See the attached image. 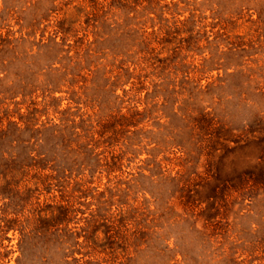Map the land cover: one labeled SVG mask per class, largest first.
Listing matches in <instances>:
<instances>
[{"label": "rangeland", "instance_id": "obj_1", "mask_svg": "<svg viewBox=\"0 0 264 264\" xmlns=\"http://www.w3.org/2000/svg\"><path fill=\"white\" fill-rule=\"evenodd\" d=\"M58 21L80 70L39 120L57 121L55 110L67 109L101 141L123 131L96 150L122 156L108 174L96 157H70L50 141L38 150L57 173L0 176L9 190H33L1 191L0 225L14 218L30 231L57 206L85 212L58 233L31 231L24 250L17 225L0 233V264H83L66 248L84 240L75 235L97 208L95 190L111 205L91 264H264V0H0V129L29 102L40 109L48 101L37 89L24 103L18 88L46 68L35 44ZM100 64L110 73L91 77L86 68ZM122 70L133 78L109 86ZM134 111L140 123L123 127ZM11 138L0 134V158L5 151L17 162L29 133ZM217 140L228 141L208 154Z\"/></svg>", "mask_w": 264, "mask_h": 264}, {"label": "trees", "instance_id": "obj_2", "mask_svg": "<svg viewBox=\"0 0 264 264\" xmlns=\"http://www.w3.org/2000/svg\"><path fill=\"white\" fill-rule=\"evenodd\" d=\"M34 22H36V20H34ZM32 26H35V24H33ZM69 31V29L63 28L61 26V23H59L58 21L54 33H52V35H49V37L47 38H44V34L41 35L40 40L35 44L36 46H39V52L37 53L39 60H45L47 62L46 68H43L42 70L38 69L36 72L34 70L32 80L22 82L21 86H19L18 88V90H20L18 94L22 96V102L25 103L26 98L31 97V95L36 92L37 89H39L44 97V100H46L45 97H48L49 99L40 109L36 107L37 103L35 101L29 102L27 105V112L25 114H19V121L17 123L8 122L7 127H5L4 129H0V134L12 135L13 138H11L9 144H17V134L20 135L24 131L29 133V138L24 142H20L23 144L21 146V150L26 153V155L22 157V160H17V162H14L15 156H12V154L9 155L8 152L5 151L2 152L1 156L5 158V161L1 160L0 158V176H2V178L4 179L9 174L11 175V177L13 176V178L15 177L16 173L25 175L26 170L33 168L37 170L50 169L51 173L58 171L55 169L54 160L47 161L45 159V153L41 154L38 150V148L42 144H44L45 142L49 143L50 141L51 144H55V146H58V144H61L62 146L65 145V148H67L70 157L72 155H75L76 157L77 155V157L83 156L84 158H87L89 160H92L94 157H96L95 166L103 169L104 172H108V174L119 167L118 165L120 164L119 161L122 155L117 156L111 154L109 159H107L106 156L100 157L101 153H96V150L99 145H101V143H107L108 145L111 144L114 140L113 135H118V132H122L123 134V131H117L116 133H114L113 131V135H108L103 141H101L100 139H96L94 137V131L86 127V125L83 124L84 126L81 127L80 124L76 123L73 118H70L69 115L67 116V114H65L67 112V109H65L64 112L55 110V112L59 114V118H57V121L52 118L39 120L41 115H46L48 113V109H50V107L56 108V105L53 102H55L57 98L54 97L53 94L56 91H59V89L63 85L69 83V79L74 78V76L78 74L77 70H80L78 69L80 61L74 62L73 59V57L79 58L80 53L78 52V48L74 46V54L69 55V53L72 51V47L65 43ZM27 35L28 34H26V36ZM57 36L60 37V42L56 40ZM17 40L19 43H22L25 38L21 36ZM65 58H69L70 61L74 62V64L65 65L63 63V60ZM91 67L92 66L86 68L90 72L91 77L96 76L100 69L103 70L102 75L110 73V71L108 70L105 71L104 67H101V64L94 65L92 69ZM125 71L126 72H123L122 70L121 73L118 72V74H116L114 78L113 83L109 84V86H116L118 83L123 81L122 79L124 77H126L124 83L127 82L128 79L133 78L129 77L131 76V72H129L128 70ZM104 78L108 79L105 76ZM138 113V111H134V113H132V115L130 116V121L127 120L126 124H123V127H136L140 123V120H136L133 115ZM105 131L106 130L102 131L100 133V136L103 135ZM116 140L117 139L115 138V141ZM223 142L217 140L215 144L216 146L212 143L215 147L211 145V147L208 148L207 153L217 155V150L220 149L217 148V146L221 145ZM122 149L124 150V148ZM7 155H9V157H6ZM95 172L96 170L93 171L90 176H93ZM47 177L49 178V176L46 175V177L44 176L45 179H43L42 177H40L39 179H43L44 181H46L48 179ZM19 181H17V183H19ZM10 185L11 183L6 181L4 182V185L1 184L0 195L1 193H3L1 191H4V189H7L10 195L12 192H17L15 194H22L24 196L29 195L31 192H33V190L25 186L22 191H15L14 188H12V190H9ZM214 187H216V185H214ZM102 192L103 191L99 192L98 190L94 191V193H98L97 200L99 201L97 204V208L95 210H91L88 216L82 218L84 227H82L81 231L83 232V234L76 233L75 235L76 238L82 236L84 240L82 242L74 240L72 244H69L70 247L66 248H71V252L78 251L81 254V258H84L83 264H91L93 262L94 253L96 250V242L94 241L96 239V237L94 236L95 232L98 228L106 226V221L110 219V216L108 215L109 208L104 207H108L111 204L109 203V200L105 198L102 199ZM21 198L22 197L18 199ZM70 206L71 207L57 206L56 209H51L48 216L46 217H43L41 216V214H39L37 219H35L33 222L35 223L34 228L30 231H26V225L21 224V221L18 219L17 224L15 223L16 220L14 218L4 220L3 224L0 225V233H6L8 230L14 229V227H16L15 225H17V229H19L21 233L20 248L24 250L26 248L28 240H32L33 235L31 231L35 230V232L33 233L36 235L41 234V236L42 234L52 235L53 233L55 234L56 232L58 233L62 230L60 228L58 229L59 225L66 224L67 222H69V219H75V214H85V212L81 211L80 209H75L72 205ZM55 210L58 211V213H56ZM121 214L122 213H120V216ZM112 218L115 217L112 216Z\"/></svg>", "mask_w": 264, "mask_h": 264}]
</instances>
